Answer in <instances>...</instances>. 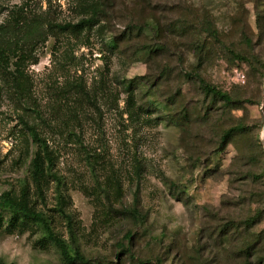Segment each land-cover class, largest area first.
I'll use <instances>...</instances> for the list:
<instances>
[{
  "label": "rangeland",
  "instance_id": "1",
  "mask_svg": "<svg viewBox=\"0 0 264 264\" xmlns=\"http://www.w3.org/2000/svg\"><path fill=\"white\" fill-rule=\"evenodd\" d=\"M41 30L26 84L0 70V196L93 264H264V0H0V48ZM24 121L49 152L40 179ZM0 264L66 263L26 222L0 230Z\"/></svg>",
  "mask_w": 264,
  "mask_h": 264
},
{
  "label": "trees",
  "instance_id": "2",
  "mask_svg": "<svg viewBox=\"0 0 264 264\" xmlns=\"http://www.w3.org/2000/svg\"><path fill=\"white\" fill-rule=\"evenodd\" d=\"M95 14L97 11L94 7L91 8V15L86 19L82 18L76 24H67L64 26L59 25L58 28H70L72 31H78L83 26H89L94 22ZM54 25L49 24L45 30L46 32L51 33L53 30ZM44 30L41 32H37L34 35H26L20 40H13L10 45L4 48H0V70L6 71L12 75V79H18L19 81H24L26 84V74L24 73V65L25 61L30 63H35L37 61L36 56H33L32 46L34 45L36 40L40 37L43 39L42 34ZM204 33L209 36L213 41H220L219 35L217 32L216 27L214 26L211 20L205 19L204 20ZM44 35V34H43ZM45 37V36H44ZM245 41H249L247 37H245ZM231 57L236 61H245L246 58L234 52L231 49L227 50ZM9 67L11 69L9 70ZM200 87L205 95H210L213 99H217L221 101L223 105L230 106L235 101L232 100L231 95L224 90L217 88L216 86L212 85L211 83L206 82L203 78L197 79ZM23 86V85H22ZM26 87L23 86L22 89ZM28 86L26 87V89ZM126 89L130 91L131 89V82H128L126 85ZM26 91V90H25ZM25 128L30 133L34 142L37 143V147L34 151V155L32 158V168L34 170V174L36 179L42 178L46 174V168L48 164L51 163L49 152L46 148L44 141L40 138L37 134L35 128L28 124L27 122H23ZM246 126H242L240 124L229 127L225 129L220 137V142L226 141L232 135L237 133H243L246 130ZM46 160V164L44 163ZM40 177V178H39ZM0 208L7 211L10 216L7 220V223L4 225L0 220V230L4 229L7 232H12L13 229L17 228L20 225L25 224L26 222H33L39 224L44 232L46 233V237L50 242H52L55 247L58 249L60 255L62 256L64 262L66 264H90L88 258H86L82 253L78 251H74L70 253L68 246L64 239H62L59 235H57L48 225L47 221L43 218V216L33 209L32 206L28 204V201L24 195H21L19 198L11 195L9 192H4L0 196ZM128 213H135V210H129ZM135 215V214H134ZM251 221V219H250ZM126 237L129 239L130 234H126ZM125 252L124 254L131 255L129 249H123ZM93 264V263H91Z\"/></svg>",
  "mask_w": 264,
  "mask_h": 264
},
{
  "label": "water",
  "instance_id": "3",
  "mask_svg": "<svg viewBox=\"0 0 264 264\" xmlns=\"http://www.w3.org/2000/svg\"><path fill=\"white\" fill-rule=\"evenodd\" d=\"M261 109L264 112V96H263V101H262ZM262 132H263V146H264V120H263Z\"/></svg>",
  "mask_w": 264,
  "mask_h": 264
},
{
  "label": "built area",
  "instance_id": "4",
  "mask_svg": "<svg viewBox=\"0 0 264 264\" xmlns=\"http://www.w3.org/2000/svg\"><path fill=\"white\" fill-rule=\"evenodd\" d=\"M237 77H238L241 81H243V79H244V74H243L242 72H238V73H237Z\"/></svg>",
  "mask_w": 264,
  "mask_h": 264
}]
</instances>
